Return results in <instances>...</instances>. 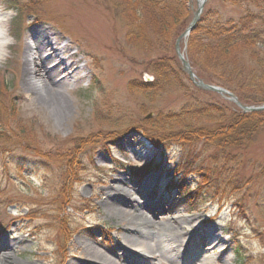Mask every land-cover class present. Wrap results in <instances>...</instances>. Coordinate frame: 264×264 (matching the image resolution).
Here are the masks:
<instances>
[{
	"label": "rangeland",
	"instance_id": "374dc122",
	"mask_svg": "<svg viewBox=\"0 0 264 264\" xmlns=\"http://www.w3.org/2000/svg\"><path fill=\"white\" fill-rule=\"evenodd\" d=\"M187 1L193 13L197 1ZM247 13L254 17L244 33L259 37L263 60L259 0L241 5L206 0L203 27L237 23ZM1 16L8 47L0 58V264H81L84 245L94 246L88 238L114 248L122 238L115 232L120 223L99 206L97 196L107 194L114 178L125 182L129 201L130 194L137 200L138 188L151 179L157 197L165 200L158 215L196 227L189 224L187 235L180 236L179 258L162 246L141 264H264V117L249 139L221 152L178 126L173 133L179 141L153 147L148 130L168 126L163 124L168 116L187 105L203 115L190 122L193 128L208 133H220L221 124L242 111L223 96L194 88L181 74L174 50L167 57L173 78L185 89L167 81L157 92L146 90L155 79L147 64L159 56L126 42L129 28L119 0H0ZM40 29L67 45L68 72L79 70L61 89L66 101L61 108L56 95L50 98L53 106L34 101L22 83L26 39ZM243 97L256 100L249 107L264 106V76L261 89L245 90ZM189 148L198 155L193 169L208 174L195 199L184 195L195 187L197 172L181 171ZM124 250L117 254L121 261L135 256L130 247Z\"/></svg>",
	"mask_w": 264,
	"mask_h": 264
},
{
	"label": "trees",
	"instance_id": "16d2710c",
	"mask_svg": "<svg viewBox=\"0 0 264 264\" xmlns=\"http://www.w3.org/2000/svg\"><path fill=\"white\" fill-rule=\"evenodd\" d=\"M230 1L233 4L239 2L241 5L248 0ZM119 2L120 8L125 12V22L129 28L125 34L126 42L130 46H137L145 55L157 54L159 56L151 59L147 64V70L155 76V79L153 84L144 88L157 92L167 81L179 84L177 78H173L175 70L172 69L167 54L174 50L176 38L186 29L191 20L187 0H119ZM259 2L264 3V0H259ZM252 17L254 16L247 13L237 23L227 22L211 28L206 25L203 27L206 16L202 14L201 20L189 35L185 48L187 60L194 73L203 82L230 91L244 106L256 104L253 97L244 98L243 92L245 90H260L264 76L258 74L264 71V59L262 60L261 55L257 54L260 39L251 31L244 33L245 23H248V18ZM144 30L147 32L145 33ZM17 37L15 36L16 39ZM179 86L185 89L184 85L179 84ZM194 112L195 109L187 105L181 109L179 114L168 116V122L163 123L168 126L153 125L155 131L152 133L148 130V133L152 134V142L155 145L169 146L174 141H179V136L173 133L178 126L191 138H200L205 142L211 141L214 149L221 152L226 146L237 147L235 144L240 139L239 145L249 139L261 124V118L264 117V112L249 114H243L240 111L234 112L229 122L221 124L220 128H224L220 133L215 131L208 133L205 130L193 128L190 122H197L203 116L196 115ZM254 118L256 122L252 123L251 120ZM171 123L175 124L170 126ZM163 131L166 135L163 134ZM214 133L216 134L213 135ZM149 138L151 139V137ZM187 153L181 171H196L197 182L195 187L188 190L184 196L186 198L192 196L195 199L197 192L204 188V179H207L208 174H204L201 168L193 169L194 160L198 155L190 148ZM209 183H212V180ZM228 184L232 185V183ZM199 195L201 194L199 193Z\"/></svg>",
	"mask_w": 264,
	"mask_h": 264
},
{
	"label": "bare ground",
	"instance_id": "6f19581e",
	"mask_svg": "<svg viewBox=\"0 0 264 264\" xmlns=\"http://www.w3.org/2000/svg\"><path fill=\"white\" fill-rule=\"evenodd\" d=\"M4 22L5 17L1 16L0 58L2 57V50L8 47L3 32ZM32 37L35 42L33 44H26L25 47L22 83L25 89L28 90L29 95L34 97V101L37 99L44 100L47 101L48 105L52 103L53 106L56 102H53L50 98L56 95L59 98L56 105L61 108L66 104L61 89L67 83L66 80L71 81L76 79L75 77L79 70L75 69L71 73L68 72L71 67L69 60L72 57L69 56L64 60L59 59V56L67 54L68 48L65 44L60 46L55 36L40 29L34 32ZM32 53L36 56L44 53L46 57H32L31 59L29 57L33 56L31 55ZM51 63H54L55 67L52 69L53 72L50 76L46 68L43 69V66ZM141 156L144 157L142 154ZM165 179L161 180L164 181ZM135 185L139 187V184ZM124 188H126L125 182L114 178L109 191L103 198H101V194H97L100 198L99 206L105 207L107 213L112 218L119 220L120 225L115 232L120 231L122 238H116L119 242L116 243L114 248L110 247L109 249H105L104 245H102L103 243H100L98 240L88 238L94 246L84 245L83 251H85L86 260L81 264H141L142 258L148 262L149 257H156L155 252L157 253V248L162 249V246L167 247L175 258H179L181 243L179 238L182 235H187V232L190 230L188 228L189 224L190 226L192 224H188V222L184 223L178 217L165 219V217L167 218L165 213L162 216L158 215L165 211L163 206L165 200L164 197H161V194L157 197L158 188L152 185L151 179H148L145 186L140 185L138 191H141L142 195L135 201H132L134 197L131 198V194L130 201L127 198L125 199L127 195ZM135 191H137V188ZM127 192H131V190L128 189ZM153 195H156V197H153ZM151 211H154L153 217L148 216L152 214ZM192 227L196 228L195 226ZM108 230L111 231L112 229ZM211 230L213 229L210 228L206 231ZM190 237H194V235ZM125 247L133 249L130 251L134 252L135 256L128 254L126 256L127 259L121 261L117 254H125L127 252L125 251L126 249L124 250ZM137 259L139 263L136 262ZM67 264H70V262Z\"/></svg>",
	"mask_w": 264,
	"mask_h": 264
},
{
	"label": "water",
	"instance_id": "95a60500",
	"mask_svg": "<svg viewBox=\"0 0 264 264\" xmlns=\"http://www.w3.org/2000/svg\"><path fill=\"white\" fill-rule=\"evenodd\" d=\"M204 1L205 0H198V4H197V10L193 15L192 21L190 22V24L188 25V27L186 28L185 32L182 33L175 42V53L177 58L179 59L181 65H182V70L183 72L187 75L188 79L190 80V82L199 90L202 91H207V92H213L216 94H219L223 97L226 98V96L228 97V99L230 101H232L233 103H235L238 108L241 109L242 112L247 113V112H260L264 110V106L262 107H245L242 106L237 99L229 92H227L226 90L219 88V87H215V86H210V85H206L203 83L202 80H200L199 78H197L195 76V74L193 73L189 63L185 60V58L183 57V55L180 52V42L182 39H185L190 32H192L196 26V24L199 21L200 15L202 13L203 10V5H204Z\"/></svg>",
	"mask_w": 264,
	"mask_h": 264
}]
</instances>
